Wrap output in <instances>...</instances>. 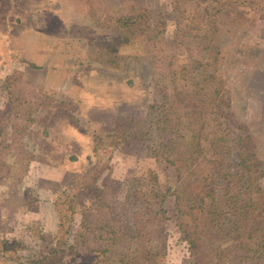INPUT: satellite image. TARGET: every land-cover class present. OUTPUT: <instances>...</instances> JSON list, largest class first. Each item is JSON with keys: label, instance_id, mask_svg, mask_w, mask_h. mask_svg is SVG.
<instances>
[{"label": "rangeland", "instance_id": "obj_1", "mask_svg": "<svg viewBox=\"0 0 264 264\" xmlns=\"http://www.w3.org/2000/svg\"><path fill=\"white\" fill-rule=\"evenodd\" d=\"M18 1L0 264H264V0Z\"/></svg>", "mask_w": 264, "mask_h": 264}, {"label": "crops", "instance_id": "obj_2", "mask_svg": "<svg viewBox=\"0 0 264 264\" xmlns=\"http://www.w3.org/2000/svg\"><path fill=\"white\" fill-rule=\"evenodd\" d=\"M2 1H4V0H2ZM6 1V3H7V7H8V17H9V19H11L10 20V23L8 24V23H6V24H8V27H10V26H13V28H17L20 24H23L24 25V21H25V18H26V16L27 17H29V15H28V11L26 10V8L21 4L22 3V1H18V0H5ZM105 0H102V2H101V4L104 2ZM36 2H37V0H36ZM43 2H45V3H55V2H57V3H59L60 4V9L63 11V12H66L65 11V5H62V3H61V1L60 0H44ZM110 2L112 3V6L113 7H116L117 6V4H116V1H114V0H110L108 3L110 4ZM30 18V17H29ZM31 19V18H30ZM74 20L73 19H70V22H69V24L70 23H72ZM67 22V21H66ZM5 23V22H4ZM74 24V23H73ZM17 26V27H16ZM5 27H3V29H4ZM65 28V26H62V27H60L59 28V30H61V29H64ZM10 31H11V29L8 31V32H6V33H4V34H0V47L1 46H5V45H7V40H15V39H17V37L15 36V35H12L11 33H10ZM58 32V31H57ZM45 35H47V33H50L49 34V36H50V38H53V40H58V41H60V42H62V40H65L66 39V37L67 36H72V34H66V35H63V37H60V36H58V37H56V38H54V37H52V36H54V35H60V34H57V33H51V32H43ZM40 34V33H39ZM42 34V33H41ZM27 35H29L28 33H27ZM74 35V34H73ZM95 35H97V34H95ZM100 35H101V37H102V39H104V33H100ZM29 38H30V35H29ZM37 37H34L33 35H32V37L29 39L30 41H33V40H37L36 39ZM18 42V41H17ZM24 42V40L22 39V36L20 37V43L22 44ZM23 46H27V45H23ZM67 47V46H66ZM58 50H60V51H58V52H56V53H48V55H50V57L49 58H52L53 56H55V55H60V56H66V55H70V50H63V49H61V48H59ZM89 51V50H88ZM27 52H28V56H30V57H33L34 56V54H36V57H38L37 55L39 54V56H44L43 54H42V52L39 50H33V56H32V53L29 51V50H27ZM23 52H21L20 54H22ZM6 54V55H5ZM8 53H3L2 55L3 56H9V55H7ZM90 55H92V53H90ZM11 56V55H10ZM45 57V56H44ZM43 58V57H42ZM60 62L62 63L63 62V60H60ZM94 62H96L97 64H99L100 65V63L98 62V61H94ZM13 63V61H11V60H8V62L6 63L5 62V66H4V68L6 69L7 68V66L9 67L11 64ZM71 64H73V63H71ZM67 66V68L70 70L71 68H70V66L69 65H66ZM66 66H64L63 68H64V71H66ZM102 66V65H101ZM2 66H0V68H1ZM63 68L62 69H60L59 71H62L63 70ZM19 69V68H18ZM6 70H8V69H6ZM48 71H51L50 69H47ZM52 83V85L54 86H56V87H63V89H68V88H70V87H76L77 89H78V86H77V84H73L72 82H66V86H65V84L64 85H61V86H57L56 85V83H55V80L53 81V82H51ZM75 83V82H74ZM76 85V86H75ZM76 89V91H78ZM78 99V95H77V98H74V100L73 99H71V101H72V103H75L76 104V102L78 101L77 100ZM76 107H77V105H76ZM78 120V119H77ZM98 128V127H97ZM94 130V129H93ZM92 130V131H93ZM92 136H91V141H92V151H93V154L95 153V151H96V148H95V146H94V136H93V134L92 133H90ZM39 160V159H38ZM34 169L36 170V172H37V174H38V176H40L43 180H45L43 177L44 176H46V167L44 166V165H42V162L39 160L38 162H36L35 163V166H34ZM83 177V175L80 177V178H82ZM80 178H78V179H80ZM78 179H71V180H69L67 183H72V182H74V181H78ZM58 183V182H54V181H51V183ZM52 194H55V192L53 191V188H52V191H51V195ZM50 195V194H49ZM50 199H53L52 198V196H51V198Z\"/></svg>", "mask_w": 264, "mask_h": 264}]
</instances>
